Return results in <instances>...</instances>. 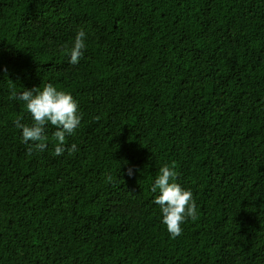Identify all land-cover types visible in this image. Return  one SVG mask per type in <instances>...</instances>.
<instances>
[{"label": "trees", "instance_id": "1", "mask_svg": "<svg viewBox=\"0 0 264 264\" xmlns=\"http://www.w3.org/2000/svg\"><path fill=\"white\" fill-rule=\"evenodd\" d=\"M48 83L75 153L20 140L14 95ZM165 165L196 201L176 239ZM0 264H264V0H0Z\"/></svg>", "mask_w": 264, "mask_h": 264}, {"label": "clouds", "instance_id": "2", "mask_svg": "<svg viewBox=\"0 0 264 264\" xmlns=\"http://www.w3.org/2000/svg\"><path fill=\"white\" fill-rule=\"evenodd\" d=\"M86 47V32L79 30L67 49L68 63L78 65L84 58ZM14 99L23 102L31 117V124L17 122L22 143H31L36 150L43 151L47 147L43 142L47 139L46 127L51 125L56 129L53 133L56 143L55 156H61L65 151L70 154L78 151L75 143L70 147L65 146L66 137L72 136L82 122L78 103L71 93L57 90L52 83H48L42 90L39 87L25 89L15 94ZM31 151L30 148L29 154ZM132 174L129 169L128 175ZM175 177L174 168L165 165L150 185V191L155 194L152 203L159 207L160 223L171 239H176L182 234L181 225L186 220L197 218L196 201L192 191L173 182Z\"/></svg>", "mask_w": 264, "mask_h": 264}]
</instances>
